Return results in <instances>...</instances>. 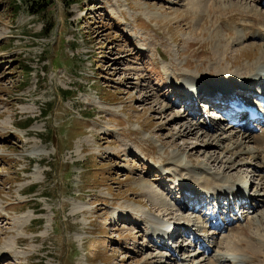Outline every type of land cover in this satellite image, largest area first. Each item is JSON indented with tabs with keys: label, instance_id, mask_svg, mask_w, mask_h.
<instances>
[{
	"label": "rangeland",
	"instance_id": "rangeland-1",
	"mask_svg": "<svg viewBox=\"0 0 264 264\" xmlns=\"http://www.w3.org/2000/svg\"><path fill=\"white\" fill-rule=\"evenodd\" d=\"M79 1L0 0V264H166L164 245L149 246L147 224L165 227L174 215L180 223L186 209L163 174L201 186L211 167L212 180L225 169L226 180L243 175L247 184L254 160L243 152L226 167L231 155L221 149L240 138L234 128L180 136L191 123L170 83L247 74L264 40L237 39L236 10L264 8L260 0L246 8L243 0ZM208 137L212 145L203 149ZM253 141L244 147H258ZM178 152L182 163L172 159ZM192 165L201 175L186 170ZM258 166L251 188L262 193ZM122 206L149 221L109 231L105 216ZM246 218L258 224L235 231L256 241L252 264H264V203ZM174 249L177 258L185 253Z\"/></svg>",
	"mask_w": 264,
	"mask_h": 264
},
{
	"label": "bare ground",
	"instance_id": "bare-ground-1",
	"mask_svg": "<svg viewBox=\"0 0 264 264\" xmlns=\"http://www.w3.org/2000/svg\"><path fill=\"white\" fill-rule=\"evenodd\" d=\"M193 3L196 5V4H199V2L201 0H192ZM203 1V0H202ZM212 1V4H215L214 1H217V0H211ZM244 3L242 6H244V8L247 7V1L248 0H243ZM234 3V2H233ZM236 3V2H235ZM249 5V4H248ZM208 6V5H207ZM211 7V6H210ZM239 7V6H238ZM235 8V7H234ZM221 9V8H220ZM236 11L238 12H241V21L239 22V24H236L237 27H239V35H237V39L238 40H243V39H246V38H258L260 40H264V13L260 10H257V9H254V8H248V9H245V10H241V9H237ZM213 12V11H211ZM250 20L253 22L251 23ZM241 36L243 38H241ZM264 42V41H263ZM224 51V50H223ZM248 51V50H247ZM225 52V51H224ZM264 52V51H263ZM264 53H262V55L258 58V60H254V62L248 66V67H245L246 71L245 72H248L247 74H244L243 76L239 77L238 76V79L235 78L233 76V73L232 72H227V74H221L220 76H217V77H214V78H211L209 79L208 77L207 78H203L201 76H189V77H184L182 78L181 80H184V81H189L191 84L195 85L196 87H198V90L199 92L198 93H203V92H207L209 94V96L211 98H216V96H220V93L219 91L222 93L223 91L222 90H219L217 89V87L215 86H211L209 87V83L208 80H213V81H221V82H224L225 80L228 81V83H232V82H238V81H247V80H253L256 76L258 75H262L263 72H264ZM226 58V57H225ZM227 59V58H226ZM232 64V63H231ZM221 65V64H220ZM254 83V81H252ZM181 84H183L182 82H179V85L182 86ZM232 85H239V84H232ZM261 85H264V83H262ZM204 86L207 88V89H202L204 88ZM166 113V112H165ZM164 113V114H165ZM163 114V113H162ZM182 119V118H181ZM191 124L190 125H186L185 123L183 125L180 126V131L178 132L180 136H185V137H190L191 135H195L196 133H200V131L203 128V123H197V122H190ZM205 124L209 123V122H205ZM182 124V123H181ZM217 129V125L216 124H213L212 128H209L207 129L206 131H201V132H204V133H207V136H208V132L211 131V130H215ZM211 133V132H210ZM226 133V132H225ZM235 134H239L240 138L235 140L234 142L232 141V143L224 146V152H223V147L221 149V155H231L228 160H227V163H226V167H229L231 164L230 167L232 166H236V164L234 163V160H233V157H235V159L239 158L240 156H242L243 152H247L249 153V156L251 155V158L253 159H260L262 161L261 163V167H262V170H263V176L261 177V184H262V188H264V128H262V131L261 133H259L257 136L253 135L252 131H249L245 128H241L239 130H236ZM254 136V141H253V137ZM213 136V135H212ZM225 136V135H224ZM229 137V136H228ZM209 138V137H208ZM212 138V137H211ZM210 139V138H209ZM214 141H218L219 142V138L218 136H215ZM222 140V139H221ZM203 143V149L209 147V145H212V141L211 139L208 140V141H205L204 140H201ZM254 142V143H258L259 146L258 147H251L253 145H246L244 147V144H246V142ZM231 142V141H230ZM219 148V147H218ZM201 149V148H200ZM205 151V150H204ZM207 154V153H206ZM208 157V156H207ZM213 158V161L214 162H217L219 160V156H211ZM209 157V158H211ZM221 157V156H220ZM208 158V159H209ZM173 160L175 159V161L179 160L180 163H182L183 161V158L181 155H179V152L174 154V157L172 158ZM207 159V160H208ZM221 159V158H220ZM211 160V159H210ZM238 160V159H237ZM174 161V162H175ZM236 161V160H235ZM241 161V160H240ZM246 161V160H245ZM260 161V162H261ZM243 162V160L241 161ZM240 162V164H241ZM249 162V161H248ZM220 163V162H219ZM258 163V162H257ZM176 164V163H175ZM174 164V165H175ZM203 164V163H202ZM252 164V163H251ZM218 165V164H217ZM222 165V164H221ZM178 166V165H177ZM181 166V165H179ZM193 166V165H192ZM206 166V165H205ZM186 170L188 169L190 172L192 171L193 172V175H196V176H199L201 174H199V172H196L195 173V170H193V168H195L194 166L193 167H188L186 166ZM185 168V167H184ZM201 169V167H199ZM239 168V166H238ZM169 169V168H168ZM167 168L165 170H168ZM196 169H197V166H196ZM205 168L202 169V171L204 170ZM231 169V168H230ZM184 170V169H183ZM185 171V170H184ZM197 171V170H196ZM225 169H224V173L223 174H219L217 175V177L219 178L218 180L219 181H216L217 179L215 178V176H213V172H212V169L211 167H207L206 170L204 171L206 173V177H201L202 179L200 180L199 178H197L198 180H200L201 182V185L203 187H206V188H212L213 192L214 193H219L221 196L223 195H226L225 192H226V188L229 186V185H232V184H235L237 182V180L239 179H235V177H232V176H228L229 180H226V174H225ZM169 173V171L167 172ZM262 173V172H261ZM198 174V175H197ZM243 174V173H242ZM174 175V174H173ZM177 175V174H176ZM192 176V175H191ZM203 176V175H202ZM243 176V175H242ZM193 177V176H192ZM251 177V176H250ZM194 178V179H195ZM207 178V179H206ZM216 179L215 181H213L212 179ZM252 178V177H251ZM249 178V179H251ZM179 179V182H183L184 180L182 179V176L181 175H178V178L177 180ZM196 179V180H197ZM206 179V180H205ZM204 180V181H203ZM245 182V181H244ZM199 183V182H198ZM256 187V186H255ZM256 189V192H254L251 200V204L254 202H258V208L259 207H262L263 206V203H264V192H259L258 188H255ZM264 190V189H263ZM258 191V192H257ZM191 193H194L195 197H198L200 194L199 192H197V189L195 190L194 188H192V191ZM162 196V195H161ZM199 202V201H198ZM177 209V208H176ZM179 210V208H178ZM256 210V209H255ZM254 210V213L258 210L255 211ZM180 211V210H179ZM175 212H177V210H175ZM175 213H171V215H174ZM138 216V215H137ZM193 216V215H192ZM192 216H186L185 213L184 215H182V218L186 221L188 220H192ZM194 216H198V215H194ZM139 217V216H138ZM172 218L175 217L174 216H171ZM143 217H141V221L145 220V221H149L148 219H146L145 217L142 219ZM138 219V218H137ZM170 219V218H169ZM139 220V219H138ZM168 220V218H167ZM203 222L205 223L204 226L206 225V223H211V221H207L205 220V218H202ZM245 221L243 222H238V225L236 226V224H233L231 226L232 229H230L231 231H233V234L232 236L230 235L229 237H227L224 242V245H223V248H224V252H221V251H217V254L214 255V257H210V255L208 256V260L210 259L209 261V264H224L225 262H229V255L232 254L233 255V259L235 258L237 260V263L239 264H246L248 263L249 261H251V264L254 262V261H259L258 260V253H259V249L258 247L256 248L255 246V242H252V240L250 239H246V237L244 236H241V234H239L238 232H236L235 230L237 228H242V229H248L250 228V230H252L253 228V225L255 224H258L257 221L255 222H252L251 220H247L246 218L244 219ZM259 220V219H258ZM261 222V221H260ZM151 225L153 226V232L159 237L162 234L161 232V229L157 228L153 222H150ZM242 223H245V224H242ZM149 224V223H148ZM212 224V223H211ZM159 225V224H158ZM163 225H164V222H163ZM198 225V223H197ZM226 229L229 228L228 225L225 226ZM249 230V229H248ZM179 230L177 229L176 232H178ZM171 234V232H170ZM246 235V234H245ZM247 236V235H246ZM224 237V236H223ZM226 237V236H225ZM224 237V238H225ZM207 240L209 239V237L206 238ZM224 241V240H223ZM212 245H213V248L214 247H217V245H219V241L217 243V240H213L212 242H210ZM221 243V242H220ZM165 244V243H164ZM181 250L183 251L184 250V255L182 254L180 260H183V261H190L192 262L193 261V264L195 263L194 260H196V258L198 257V255L200 256L201 254H205L204 252H206V250L200 252V254L198 253H194L195 251L190 252V246L187 245V244H181ZM190 252V253H189ZM204 256V255H203ZM173 257V256H172ZM168 260V259H167ZM207 260V261H208ZM177 260L173 259V258H170V260L168 261V263L166 264H173L175 263ZM203 260L200 259V261L197 263V264H202ZM166 262V261H165ZM246 262V263H245ZM204 264V263H203ZM208 264V262L206 263Z\"/></svg>",
	"mask_w": 264,
	"mask_h": 264
},
{
	"label": "trees",
	"instance_id": "trees-1",
	"mask_svg": "<svg viewBox=\"0 0 264 264\" xmlns=\"http://www.w3.org/2000/svg\"><path fill=\"white\" fill-rule=\"evenodd\" d=\"M68 6L72 5L73 3L78 2L79 0H63Z\"/></svg>",
	"mask_w": 264,
	"mask_h": 264
}]
</instances>
